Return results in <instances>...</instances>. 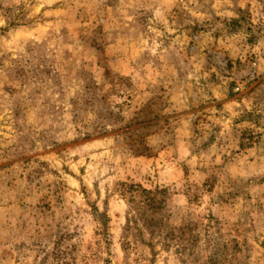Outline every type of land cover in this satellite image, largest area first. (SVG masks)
Masks as SVG:
<instances>
[{
    "label": "rangeland",
    "instance_id": "rangeland-1",
    "mask_svg": "<svg viewBox=\"0 0 264 264\" xmlns=\"http://www.w3.org/2000/svg\"><path fill=\"white\" fill-rule=\"evenodd\" d=\"M0 264H264V0H0Z\"/></svg>",
    "mask_w": 264,
    "mask_h": 264
}]
</instances>
